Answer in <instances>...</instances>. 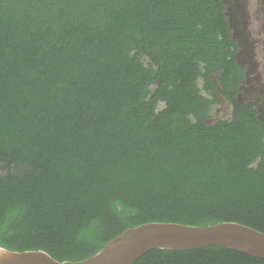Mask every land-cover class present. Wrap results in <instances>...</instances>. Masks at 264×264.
Instances as JSON below:
<instances>
[{"label":"trees","instance_id":"trees-1","mask_svg":"<svg viewBox=\"0 0 264 264\" xmlns=\"http://www.w3.org/2000/svg\"><path fill=\"white\" fill-rule=\"evenodd\" d=\"M228 9L0 0V246L79 261L148 222L264 232L262 98H238L246 66ZM224 99L232 118L210 123ZM134 264L264 259L212 245Z\"/></svg>","mask_w":264,"mask_h":264},{"label":"water","instance_id":"water-1","mask_svg":"<svg viewBox=\"0 0 264 264\" xmlns=\"http://www.w3.org/2000/svg\"><path fill=\"white\" fill-rule=\"evenodd\" d=\"M212 245L264 259V232L238 222L206 226L148 222L127 229L84 260L60 261L44 250L15 251L0 246V264H134L153 249L182 251Z\"/></svg>","mask_w":264,"mask_h":264},{"label":"rangeland","instance_id":"rangeland-1","mask_svg":"<svg viewBox=\"0 0 264 264\" xmlns=\"http://www.w3.org/2000/svg\"><path fill=\"white\" fill-rule=\"evenodd\" d=\"M229 4L227 15L234 30L235 37L241 46L240 62H250L251 68L247 75V83L239 87L238 98L240 101H252L258 98L260 92H264L262 84H258L256 77H253L254 70V56L262 51L263 45L256 42L251 31L252 28L248 26L250 15L248 14V0H226ZM217 78V76L215 77ZM202 82H200V85ZM264 96V95H263ZM232 105L229 101L224 99L222 104H215L210 109L209 122L213 123L218 119L230 118ZM261 115L264 117V102L260 106ZM5 171L0 165V174Z\"/></svg>","mask_w":264,"mask_h":264},{"label":"flooded vegetation","instance_id":"flooded-vegetation-1","mask_svg":"<svg viewBox=\"0 0 264 264\" xmlns=\"http://www.w3.org/2000/svg\"><path fill=\"white\" fill-rule=\"evenodd\" d=\"M249 5H248V14L250 15L249 18V24L248 26L252 28V32L256 35V37L254 36V39L256 40V42H260V46L263 45L262 47V51L260 54L255 55L254 56V70H253V77H256V80L258 81V84H262V88L264 90V0H248ZM239 62H240V54H239ZM240 64L242 66H246L245 69V79L244 82L240 85V87L242 85H245L247 83V75L248 72L251 68V64L250 62H244ZM233 90V88H232ZM264 92H260V95L258 96L257 99L252 100V101H246V102H256L259 101L261 98L262 100L260 101L259 105H258V111H259V116L261 118V110H260V106L261 104L264 102ZM243 102V101H242ZM232 114H233V108H231V116L230 118H232Z\"/></svg>","mask_w":264,"mask_h":264}]
</instances>
